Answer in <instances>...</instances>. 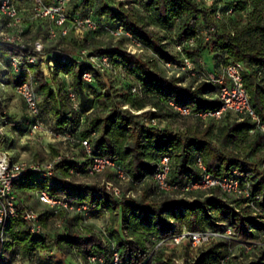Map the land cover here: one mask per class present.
Segmentation results:
<instances>
[{
  "label": "trees",
  "instance_id": "trees-1",
  "mask_svg": "<svg viewBox=\"0 0 264 264\" xmlns=\"http://www.w3.org/2000/svg\"><path fill=\"white\" fill-rule=\"evenodd\" d=\"M42 2L49 5L53 0ZM132 2L137 3L135 8L126 9L121 4L115 7L111 0H76L70 10V0L67 15L70 19L75 15H90L99 25L97 30L91 31L95 34L105 33V28L122 26L144 49L176 66L182 65L181 55H184L195 68L203 71L199 61L205 50L212 52L215 68L210 73L215 75L219 74L222 66L239 63L243 85L256 119L229 111L219 119L196 116L199 112L220 107L218 84L202 80L196 85H183L181 78L159 74L148 61L129 51L98 48L94 53L106 55L114 70H122L130 79L126 87L120 88L112 80L107 82L105 72L88 63L80 53L75 56L70 50L60 48L58 42L46 44V52L59 49L70 59L54 61L50 73L52 86L45 77L41 60L29 67L41 115L45 109L53 118V126L42 117L44 123L55 132L69 133L78 139L89 138L91 155L114 160L128 175L126 184L140 190V194L136 197L116 196L105 185L68 183L69 186H65L59 183V180H69L75 175L70 170L79 173L86 170L90 158L77 145L84 161L63 157L55 165V182L52 185H48L46 179L27 175L15 190L23 199L26 195L34 196L35 191L46 190L51 197L65 200L74 208L84 204L86 215L77 211L67 213L61 233L51 238H36L30 235L19 215L25 206L20 204L18 216L7 226L9 258L15 251L28 255L37 249H57L64 255L76 251L82 255L84 264H91L87 261L88 255L100 256L109 262L113 251H117L121 264H175L172 255L166 253L171 247L168 239L179 234L183 227L192 231L209 229L220 232L230 228L232 237H220L200 245L193 258H188L189 245L185 243L184 264H218L222 261L224 264H264V131L257 126V123L264 125V0H230L226 5L215 7L200 0ZM241 13L245 14L242 32L260 41L261 47H245L235 33L218 30L217 22L224 15L240 16ZM43 24L48 27L49 23H35L34 32L29 36L31 41H44ZM150 25L165 29V35H159ZM200 26L205 29L206 40L199 37ZM165 39H172L173 44L193 39L194 44L185 46L182 53H171L166 49ZM13 54L11 48L0 45L2 64L7 65V58ZM84 72H90L91 83L83 81ZM10 73L0 70V81ZM15 75L17 83L30 79L26 72ZM65 77H70V83L65 82ZM133 84L140 86L139 95L130 93ZM68 87L76 96V109L69 99ZM169 101L189 107L190 114L174 112L168 105ZM124 105L136 110L150 105L155 110L133 114L125 112ZM172 114L200 119L204 127L184 132L159 128L148 122L152 118H165ZM0 121L2 126L6 124L1 113ZM58 152L50 144L49 157ZM164 155L169 156L167 178L171 185L181 188L199 180L202 171L197 166V158H200L212 175L228 176L233 170L239 173L249 183L250 197L229 195L218 188L208 192L158 191L154 174ZM31 160L42 161L43 153L35 151ZM104 173L111 174L108 169ZM168 193L184 197L174 199ZM160 194L166 196L156 199ZM186 195L191 197L187 199ZM251 201L258 210L251 207ZM33 203L40 204L36 197ZM38 212L43 225L54 217L52 210L45 205ZM107 212L114 213L120 221L121 234L113 231V240L106 241L100 231L89 227L83 234L78 232L77 223L82 215L99 218ZM245 243L255 245L247 252Z\"/></svg>",
  "mask_w": 264,
  "mask_h": 264
},
{
  "label": "built area",
  "instance_id": "built-area-1",
  "mask_svg": "<svg viewBox=\"0 0 264 264\" xmlns=\"http://www.w3.org/2000/svg\"><path fill=\"white\" fill-rule=\"evenodd\" d=\"M27 5L24 8H20L16 0H0V45L9 47L13 51V55L7 58L6 62L9 69L17 74L20 72H26L29 80H24L17 83L14 87L15 93L25 103L26 110L32 117V123L28 134L45 133L52 137L54 141L60 142L65 146H69V149L77 148L79 145L85 155L90 158L84 173L69 172L75 175L79 174H97L106 168L113 171L115 179L119 183L127 182L129 180L128 175L111 158L92 156L91 155V143L89 138H76L69 133H59L51 130L47 126L41 115V111L38 105L37 96L34 90V85L31 81L32 72L30 71V65H35L39 60L43 62V70L45 72L46 79H50V73L53 69L54 61L60 60L65 62L70 59V56L62 50H54L51 52L45 51V41H53L67 36L70 30H89L95 31L99 28L98 23L91 18L90 15H75L71 19L67 15L68 4L70 0H53L49 5H45L42 0H25ZM24 11V12H23ZM26 12V16L24 13ZM216 17L219 18L220 14L217 13ZM37 22L49 23V26L44 30V41L36 39L31 41L27 37L28 25ZM105 33L114 39H126L130 43V53H135V49L141 51L144 49L142 44L135 40L129 32H127L122 26L116 28H105ZM194 44L193 39H189L182 43H174V50L177 53H182L183 48L187 45L192 46ZM31 47V50H30ZM80 54L86 57L88 63L98 67L101 72L114 70L112 63L106 55H88L85 48L80 50ZM183 63L181 66L173 65L171 62L161 60L168 67L176 66L179 70L184 71L187 74L196 75L198 77H204V81H210L220 86L219 99L221 105L218 109L209 112H199L196 116L204 119L205 117H212L219 119L224 112H232L238 116L250 115L252 119H256V116L250 106L249 97L245 91L241 69L242 66L239 63H228L220 68L218 75L213 73H202L198 68H195L192 61H190L184 55H181ZM1 63V62H0ZM2 64V63H1ZM199 65H203L201 60ZM203 67V66H202ZM84 82L91 83L92 76L90 72H84L82 75ZM48 83L51 85V80ZM130 93L135 96L140 94V86L133 84L130 87ZM68 96L72 103V106L76 109L78 107L76 96L71 88L68 87ZM169 107L180 115L190 114L189 107L180 106L168 102ZM128 105H124V108ZM153 111L155 109H152ZM140 110H138L139 112ZM137 112V111H136ZM156 119L149 120L150 125L156 124ZM260 130L264 131V125L257 123ZM251 132H253L251 130ZM3 126L0 121V140L3 138ZM73 158L69 154L61 155L57 154L52 157V160L46 161H34L19 159L13 160L7 151L0 148V263L6 253L7 243V226L11 219L18 216V206L25 204L24 199L20 196L15 186L19 184L23 178L27 175H34L41 179H46L48 185H52L55 182L54 172L55 165L63 158ZM197 166L202 171L199 180L192 181L184 187H177L171 185L168 182V173L170 170L169 156L164 155L159 160V168L154 174V180L158 191H210L211 189L218 188L222 192L242 197H250L249 183L245 178H242L235 170L228 176H215L207 172L200 158H197ZM62 185L69 186L67 180H59ZM69 183V184H68ZM107 188L112 189L113 193L118 196L120 191L118 187L113 186L107 182ZM35 197L37 201L48 207L53 212V218L51 221H55L58 228V233H61L64 226L63 213H71L74 211L80 212L86 215L85 205H80L74 208L69 205L65 200L56 199L51 197L46 190L35 191ZM250 205L255 208L254 202L251 201ZM22 221L26 224L27 229L32 237L47 238L53 237L48 234L45 226L40 220V214L38 211L31 207L25 206L20 212ZM50 222L47 221V223ZM233 233L230 228H227L225 232L217 230H199L192 231L183 227L181 232L172 238L168 239V242L172 245H179L187 243L190 248H198L200 245L208 244L210 241L220 237H232ZM41 252L52 253L51 251H45L43 249H37L33 254L22 255L20 251H15L12 258H9L6 264H44V260L40 259L39 254ZM87 261L91 264H121L119 254L117 251H113L111 259L106 262L102 257L96 255H88ZM54 264H63L62 262H55ZM224 264V261L218 263Z\"/></svg>",
  "mask_w": 264,
  "mask_h": 264
},
{
  "label": "rangeland",
  "instance_id": "rangeland-1",
  "mask_svg": "<svg viewBox=\"0 0 264 264\" xmlns=\"http://www.w3.org/2000/svg\"><path fill=\"white\" fill-rule=\"evenodd\" d=\"M133 0H111V3L115 7H119V4L123 5L126 9L135 8L137 3L132 2ZM203 4L207 6L215 7L217 5H226L230 0H200ZM17 4L20 8H24L27 5V1L25 0H16ZM76 0H72L70 5L71 7L75 4ZM24 12V11H23ZM26 16V12L24 13ZM244 13H241L240 16L237 14L229 17L228 15H224L223 19L217 22L218 30L219 31H226L229 30L232 33H235L237 38L239 39L240 43L245 47H254L258 46L261 47L262 43L257 41L253 36L247 35L246 33L242 32L244 26ZM43 30L47 27V24H43ZM49 26V24H48ZM150 28L154 29L159 35L163 36L166 33V30L160 28L156 25H150ZM33 31V30H32ZM200 39L206 40V32L204 27L200 26L198 31ZM29 35L27 37L29 38ZM86 39V40H85ZM55 43L58 42L60 48H65L70 50L75 56L79 55L80 49L85 48L88 55L95 53L96 49L98 48H119L122 50L128 51L130 49V43L126 39H114L107 35L106 33H91L89 30H70L66 37L62 39H57L53 41H45V45L48 43ZM79 42L81 44H79ZM164 42L166 43V49L171 52L175 53L174 44L172 39H165ZM264 46V45H263ZM137 56L141 57L142 59L148 61L150 65L161 75L166 77H179L181 78V83L183 85L192 84L196 85L200 81L204 80V77L194 76L191 73L187 74L176 66L168 67L165 65L155 54H152L147 49H142L138 51L135 49V53ZM83 57V56H82ZM201 63L203 64L204 70L202 73H210L214 71L215 68V61L212 56V52L209 50H205L201 55ZM0 70L4 73L10 75L8 77L3 78L0 81V113L5 119L6 124L3 126V133L4 137L0 140V148L7 151L9 156L13 160L19 159H26L31 160L33 158V154L35 151H41L43 153V160L49 161L52 160V157H49V146L50 144L54 145L58 149L57 154L67 155L69 154L77 161H84V157L82 152L78 149H69L67 146L63 145L60 142L54 141L52 137L48 136L45 133H38V134H28L27 131L30 129L32 123V117L26 110L25 103L21 100V98L15 93L14 87L17 84L16 75L9 69L6 63H0ZM63 77V76H62ZM105 78L108 81H114L115 86L121 88V86L126 87L127 84L130 82V79L125 77V73L122 70H112L105 72ZM50 82V79H47ZM65 82L70 83V77H65ZM52 86V85H51ZM54 87V86H53ZM125 112L133 113V114H142L146 111H153V107L150 105H146L142 109H134L131 107L123 106ZM138 110H140L138 112ZM96 111V110H95ZM137 111V112H136ZM44 121L48 124L53 126V118L50 113L47 111H43L42 115ZM149 122V121H148ZM155 126L159 128H167L174 131H192L194 129L201 130L204 127V122L200 119H196L194 117H181L178 115H170L165 118H157ZM21 131L23 133H21ZM56 154V155H57ZM108 169L111 174H105L104 171ZM105 170L101 171L97 174H79L74 175L67 180L70 184H78V183H86L89 185H96L101 187L103 185L106 186L107 182L111 183L113 186L118 187L120 191V195H125L126 197H136L139 196L140 190H134L130 188L128 183L126 182L119 183L114 176V173L111 169L106 168ZM116 180V181H115ZM110 189V188H108ZM112 190V189H111ZM174 199L183 198L184 195H180L178 193H168ZM194 193H192L193 196ZM115 195V194H114ZM191 195V194H187ZM186 195V196H187ZM166 195L160 194L159 197L156 199L164 198ZM185 196V197H186ZM191 196H187L186 198H190ZM34 196L26 195L24 198V203L31 207L36 211H40L42 205H34L33 200ZM67 213H63L66 216ZM69 214V213H68ZM82 219L77 223V230L79 233L84 232V229L89 227L94 231H100L103 234V237L106 241L113 240V236L115 235L113 231H120V221L118 216L114 213H105L99 218L93 217H86L82 215ZM55 221H50L46 224L45 228L46 231L50 236H54L58 233V228L55 224ZM64 227V226H63ZM50 238V237H48ZM256 242V241H255ZM184 245L185 243L179 245H170L166 253L168 255H172L173 261L175 264H184L185 257H184ZM255 245V244H254ZM252 243H245V250L247 252L254 246ZM6 253L4 258L1 260L0 264H6L9 256H10V248L6 247ZM199 248H190L189 247V256L188 258H193L195 254H197ZM52 253L41 252L39 254L40 259L44 260V264H54L55 262H62L63 264H84L83 257L78 252H72L69 255H64L61 251L57 249L50 250Z\"/></svg>",
  "mask_w": 264,
  "mask_h": 264
},
{
  "label": "crops",
  "instance_id": "crops-1",
  "mask_svg": "<svg viewBox=\"0 0 264 264\" xmlns=\"http://www.w3.org/2000/svg\"><path fill=\"white\" fill-rule=\"evenodd\" d=\"M35 23L34 24H30L28 25V28H27V35H29V33H33L34 32V28H35ZM33 30V31H32Z\"/></svg>",
  "mask_w": 264,
  "mask_h": 264
}]
</instances>
